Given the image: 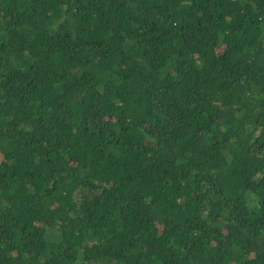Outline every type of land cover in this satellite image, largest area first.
<instances>
[{"label": "trees", "instance_id": "16d2710c", "mask_svg": "<svg viewBox=\"0 0 264 264\" xmlns=\"http://www.w3.org/2000/svg\"><path fill=\"white\" fill-rule=\"evenodd\" d=\"M0 264H264V0H0Z\"/></svg>", "mask_w": 264, "mask_h": 264}]
</instances>
